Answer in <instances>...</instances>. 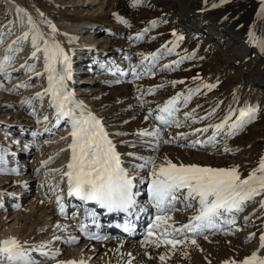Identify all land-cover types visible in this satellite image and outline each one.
<instances>
[{"label": "bare ground", "instance_id": "bare-ground-1", "mask_svg": "<svg viewBox=\"0 0 264 264\" xmlns=\"http://www.w3.org/2000/svg\"><path fill=\"white\" fill-rule=\"evenodd\" d=\"M171 2L184 29L201 36L205 44L223 46L227 58L240 67L247 65L251 68L248 72L258 70L264 48L257 53L251 50L249 30L244 36L234 27L220 28L221 17L215 12L207 13L203 20L194 18L185 7L194 5L190 0ZM194 7L199 9L196 3ZM0 10V89L8 85V93L16 96L7 103L0 93V109H31L30 115L36 114H24L26 125L32 126L29 121L35 119L32 122L39 124L41 132L28 133L7 118L0 122V141H7L0 149V153L7 152L6 159L0 158V184L8 188H0L1 201L11 205L13 190L21 187L18 195L27 194L25 190L39 180L30 207L23 198L21 205L0 211V264H264V168L251 174L255 175L253 180L251 175L242 177L238 163L250 160L240 161L236 151L227 149V117L205 120L208 116L202 103L186 104L191 95L188 89L169 98L159 95L144 110L160 134L159 147L148 155L147 143L151 142L138 135L139 128L126 136L119 120L121 114L134 119L136 103H146L151 91L156 92L148 87L137 93L138 101L132 98V76L144 59H152L145 55L135 64L128 56L116 60L123 53L121 44L126 48L129 44L123 40L126 28L115 13L98 14L104 18L58 13L52 0H0ZM97 25L110 27L109 32L102 28V34H115L122 43L104 38V46L97 50L95 38L84 39L87 33L92 34L87 31L98 33ZM253 34L264 39V28L251 29L249 35ZM99 50L107 62L99 59ZM79 66L101 68L102 76L96 80L101 90L93 94H105L107 85L114 84L119 101L89 93L78 96L80 93L74 92L78 83L75 74L86 72ZM17 73L20 78L11 82ZM259 77L257 84L264 87V78ZM228 119H233V114ZM65 120L62 134L41 139ZM24 136L40 145L27 177L18 165L11 167L16 158L9 157ZM28 156L18 152V159ZM80 179L87 185L105 180L119 191L139 192L143 204L133 203L127 212L139 227L135 239L96 245L85 238V226L96 225L109 214L99 213L89 202L82 210V201L76 200L79 195L71 192L72 181ZM144 186L153 192L144 191ZM69 211L73 221L65 222ZM9 221H13L11 227Z\"/></svg>", "mask_w": 264, "mask_h": 264}, {"label": "rangeland", "instance_id": "rangeland-1", "mask_svg": "<svg viewBox=\"0 0 264 264\" xmlns=\"http://www.w3.org/2000/svg\"><path fill=\"white\" fill-rule=\"evenodd\" d=\"M52 1L57 5L58 13L72 12L74 14L90 18H94L96 16L104 18V15H98L102 12L106 13L109 11V13H115L117 18L119 17L122 25L126 28V31L123 33V40L125 38V40H127V44H129L127 47L128 49L126 46L121 44V50L123 53L116 59L117 61L121 60V58H124L125 56H128L129 61L135 64L140 61L142 56H151L152 61L144 59L141 63L143 66L136 69L137 74L131 78V82L133 83L131 86L133 93L132 98L133 100H137L136 95L141 89H147L150 87V89L157 90L155 93L151 91V99H148L146 103L143 104L139 101L136 103V106L134 103L135 107L132 109L134 111H131L138 112L136 113L134 119H129L126 115L121 114L120 118L122 119L119 120L122 122V125L119 127H124V130L127 131L126 136H128L130 131H139L138 135H143V140L151 142L147 143V145H150L149 149L151 148L150 150H147L148 155L153 154L157 150L156 148L159 147L157 142L160 134H157V127L152 124L153 122L151 123L150 114L146 113V111L144 112V110H146L147 106L155 101V97L159 95L169 98L180 91L188 89L190 90L191 95L186 104L202 103L201 105L205 116H208L205 120L212 117H220L222 119L227 117L225 128L228 134V136H226L228 138L227 149L236 151L235 157L237 158L238 156V160L240 161L250 160L244 163V165L241 164V162L238 163L240 164L238 169L243 172L242 177H248L251 174H258L262 172L264 168V87H259L257 84L259 81L257 78L261 74L262 75L259 78H264V58L260 59L261 55L258 56L260 59L257 64V68L260 66L258 68L259 71L256 70L250 73L248 71H250L251 68L247 65H245L246 67L238 66L234 60L227 58L223 46H213L212 43L205 44L201 36H195V32L187 27L184 29L182 25V17H179V12L173 7L171 0H106L107 2L105 3L103 2L104 0ZM190 1L193 2L194 5H185V7L188 8V12L194 18L196 17L198 20H203L207 13L215 12L221 17L218 21V26L220 28L224 27L227 29L234 27L238 33H241L244 36L247 35V30H249L248 44L251 47V50L254 52L256 51L255 53H257L264 48V39H262V37L256 34H253L252 36L249 35L251 33V29L253 28H264V0ZM90 3L91 5L89 6L88 4ZM195 3L199 6V9H195ZM2 11L3 10H0V15H2ZM98 26L99 25H97L96 28ZM92 27L93 26H91V28ZM106 27L107 26L101 25V27L98 28V33L92 32L91 30L87 31L92 34L87 33L84 39L86 41H91L95 38V40H97V42H95L97 50L100 48V45L104 46V38L105 40L108 38L116 40L114 41V44L122 43V39H119L120 37L115 34H102V28L109 32L110 27ZM25 49L26 46L24 50ZM126 49L128 50L127 54H125L127 51ZM97 55L100 56L99 59L107 62L105 57L102 56L104 55L103 51H97ZM88 61L89 59L85 63H88ZM170 66H173V68ZM79 67H82L80 70H84L82 72H86L75 74V82L78 83H76L74 92L80 93L78 96H81L82 93L83 97L85 93L93 94L96 90L100 91V83H97L96 80H98V76L101 75L103 70L98 67ZM165 68L170 69L165 70ZM89 71L90 73H87ZM76 72L77 68L75 67V73ZM144 72L145 74L142 76L141 74ZM18 75H20V73H17L15 77L11 79V82L20 78ZM165 82L168 83L162 86ZM8 88L9 86L7 85L5 89H0V93L3 94L1 99H4L5 97V102L12 103L16 100V96L8 93ZM114 89V84H111L110 86L107 85V91L105 94L102 92H96L91 97L95 95H103L104 99H112L113 101L116 99L119 101L118 97L120 96H118V92ZM7 95L10 96L8 97ZM11 98L14 100H11ZM113 105H115V103H113ZM204 105L205 107L207 105V107L204 108ZM1 110H3V112H0V122L7 118L8 122H13L12 125L20 126L28 133L36 135V132H38L37 134H41L40 130L38 131L39 124L32 122L35 121V119L29 121L33 123L32 126L26 125L28 119H26L27 117L26 115L24 116V114L29 113V116L33 117L36 114L33 113L30 115L32 111L31 109H25V107H15L12 109L11 106H7L1 107L0 111ZM230 114H233V119H228ZM203 123V126H205L206 122ZM66 124L67 122L65 120L56 131L50 133L48 136L45 135L41 139H45L46 137L57 133L62 134L64 132L63 130L67 126ZM101 127H103V125H101ZM142 127H144V129H142ZM136 129L138 131H136ZM148 131L152 136L149 133L146 135ZM9 136H11V133ZM121 136H125V133H122ZM20 138V145L16 146V152L13 150L11 156L15 157L16 160L10 162V164L12 168H14L15 165H18L19 169H24L23 176L27 177L31 174L30 168L31 165L33 166V160L38 156L36 154L40 145L39 142L28 140V137L24 136ZM153 140H155L156 143L153 142ZM20 151L29 156L25 159L22 157L18 159V152ZM204 151L205 150L199 152L203 153ZM6 153L7 152L4 154L0 153V158L6 159L3 157ZM118 163L121 165V162ZM4 164L8 165L9 163L4 162L3 165ZM18 177L21 178V176ZM254 178L255 175L250 176L251 180ZM38 183L39 180H36L31 188L25 190L29 192L27 194L23 193L21 196L18 195V191L21 187L13 190V193L10 194L13 196L10 198L11 205H19L20 202H22V199L25 198V204L30 207L29 204L35 197V191ZM0 188L6 191L8 190L7 186L3 183L0 184ZM0 202L1 212L4 211L2 207H12L8 204L7 200L1 201L0 199ZM9 212H7V214H10ZM72 218V213H69V215L63 220L65 222H70L73 221ZM234 219L235 218L233 217L232 221H234L235 224L236 222ZM12 223L13 221H9L8 224H10V226L8 224L7 225L11 227ZM146 225H148L147 222L145 223V226ZM11 230H13V228ZM65 252L66 253L64 254L66 255L67 250Z\"/></svg>", "mask_w": 264, "mask_h": 264}]
</instances>
